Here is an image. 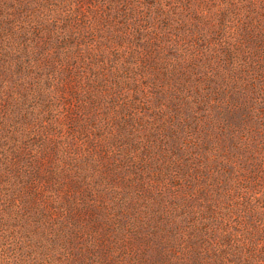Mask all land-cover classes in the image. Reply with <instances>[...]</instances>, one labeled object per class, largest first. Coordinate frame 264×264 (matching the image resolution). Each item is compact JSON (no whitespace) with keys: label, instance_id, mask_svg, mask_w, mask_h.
Instances as JSON below:
<instances>
[{"label":"rangeland","instance_id":"1","mask_svg":"<svg viewBox=\"0 0 264 264\" xmlns=\"http://www.w3.org/2000/svg\"><path fill=\"white\" fill-rule=\"evenodd\" d=\"M102 1L56 0L44 9L52 19L39 13L37 29L74 32L50 47L43 43L46 34L11 41L0 35V230L11 231L0 234L1 259L5 264H264V0L193 2L203 17L218 21L215 34L204 28V20L181 31L176 25L179 32L157 21L161 7L169 12L165 17L181 19L175 17L176 8L189 6L185 0H141L157 6L146 4L136 24L112 13L107 34L103 12L109 7L101 11ZM229 21L248 32L242 44ZM133 27L140 28L134 36ZM172 43L184 48L171 49ZM236 46V57L229 56ZM19 47L26 49L25 56ZM48 49L53 53L46 55ZM139 56L148 63L124 73L133 87L127 98L145 103L141 115L152 120L161 109L173 114L172 101L186 102L181 90L198 96L205 71L227 77L209 99L222 103L214 116L221 111L226 118L210 126L215 136L211 149L203 142L207 133L194 134V139L185 135L175 146V163L157 167L150 159L144 162L149 165L123 163L113 141L111 155L101 149L110 143L100 130L96 107L85 103L96 95L85 92V82L96 74L115 92L127 64ZM161 59L175 68L162 67ZM175 69L187 77L175 76ZM228 135L238 136L237 147ZM6 155L16 163L15 171L34 169L32 177L43 190L34 192L31 205L21 196L9 206L14 195L4 177ZM26 238L35 240L30 254L17 244ZM197 248L205 251L199 260ZM159 252L162 259L155 258Z\"/></svg>","mask_w":264,"mask_h":264},{"label":"trees","instance_id":"2","mask_svg":"<svg viewBox=\"0 0 264 264\" xmlns=\"http://www.w3.org/2000/svg\"><path fill=\"white\" fill-rule=\"evenodd\" d=\"M54 1L56 0H0V35L3 34L8 35V39L9 41H11V39L14 38L23 39V38L31 37L30 39H32L36 37L41 39L46 34L47 37L45 38L44 40L45 42L43 43L46 45L48 44V47H50V45H53L54 42L60 40L61 37L63 39L65 37L71 38L74 32L68 31L70 33L69 34L67 32V28H63L61 31L49 30L45 26H43L42 25L43 22H41L42 27L37 29L39 25L38 23L40 21H38L36 18L39 13L45 15V17H47L48 20L52 19L51 15L49 14L46 15L44 13L45 12L44 9L48 8V6L51 4H54L53 3ZM115 1L117 2L118 5H122L121 9L119 8L117 9V5L115 7L116 4ZM185 1H191L188 2L189 6H187L182 10L180 8L178 9V7L176 8V11L179 14H177L175 17L178 16L181 17V19L178 18L176 20H173L170 17H165L169 14V12L164 13L163 7H161L159 8V12L157 9L158 12L157 15L159 16L157 21H159V23L161 22L162 24H164L166 30L174 28L175 31L179 32V30L181 31L182 29L188 28V23H192L191 25L195 27L196 25L195 21L201 23V20H204V22H202L204 23L203 25L204 28L215 34V31L219 27L218 21L216 20L212 21V18L203 17V15L205 14L203 10L197 7L195 3L193 4V2H198V0H185ZM102 3L105 7L104 8L101 7L102 8L100 9L101 11H106L107 7H109L108 13L103 12L105 14L103 17L108 18L106 24L108 28L104 27V31L107 34L111 29L112 13H115L118 18L127 16L136 24L138 21L141 20V18H139V11L143 10L144 7L147 6L146 4L157 6L155 1L152 3L148 2L145 4L141 0H114L112 3L109 0H103ZM128 18H123V19H125L126 22H129ZM162 19L163 21H161ZM223 21L227 23L226 20ZM173 23L175 24L173 25ZM228 23L230 30L237 34L239 38V42L242 44V42L246 39L248 32H245L246 30L241 28L243 25L241 26L240 23H237L235 21H229ZM176 25H179L181 28L179 30L176 29ZM139 29L140 28L138 27H133L134 30L133 36L136 33L140 32ZM166 30L162 31L164 32L162 33L163 37L167 36L168 34ZM162 35L160 34L158 38L156 37L155 38L159 40L162 37ZM155 38H153L152 40H155ZM178 38L180 41L183 40L180 35L178 36ZM110 40H113V36L110 38ZM157 40L155 41L157 42ZM227 41H229L231 44L234 42V40L231 37L228 38ZM23 43L24 42H22V44ZM181 47L184 48V45L183 46L177 44L175 45L173 43L171 45V49L181 48ZM193 48H195V46H193ZM22 50H26V49H24L23 47H19V51L25 56L26 52H23ZM238 51H240V48H238L237 46L232 51L230 48L229 56L234 55L236 57ZM52 53L53 52L51 51V49H48L46 55L47 54L50 55ZM66 55L69 58L71 53L66 52ZM152 55H154V53L152 52L146 54L147 57ZM206 56L211 57V55H206ZM153 58L155 59L156 56H154ZM207 58L208 57H206L205 59ZM141 59H144L145 63H141ZM184 61H186L185 58ZM211 62L213 63V61ZM21 63L23 64V60ZM147 63H148V59L141 58V56L137 57L134 63H128L127 67L123 71V76L118 78L120 84H116V86L114 87V89L116 90L115 92H110L108 88H112V87H109L108 85H106V83L104 84L103 82L98 81L99 75L93 74V69L89 67L91 72L90 74L93 75L90 76L89 80L87 79V82H85L83 89L84 90L86 89L85 92L88 93L95 91L97 97L96 95H93L94 99H91V97H89V101H86L85 103L92 106L93 110L94 107H96L94 111H96L100 117V124H101L100 130H102L105 140L109 141L108 145L110 143L109 146L107 145L103 146L101 149L104 148V150L111 155V149L108 148H111L113 141L115 142V147L112 146L114 147L113 150L114 151L117 150L116 155L123 156L122 157L123 163L125 161H128L131 164V166H138L141 164H146L144 162L147 159H150L153 161L152 163L156 167L159 166L160 164H163L164 162L175 163V161L172 160L174 158V154H177L175 151L176 148L175 146L179 145V141L181 140V138H185L184 137L185 135L186 138L191 137V139H194L193 138L194 134L201 135L207 133L208 135H206V138L203 139V142L207 147H210L211 149V147L214 145L215 136L212 135V128H210V126L214 125L216 122H219V124H221L220 122L225 123L224 121H226V118L222 117L221 111L216 116H214L215 112L218 110L217 107L220 106L222 103L217 99L214 100H209V99L212 98L213 94H216L217 91L219 92L217 85H219V87L224 85L227 77L221 74L222 71L221 72L217 70L216 71L211 70L207 72L205 71L204 77L202 79H199V82L202 85V87L199 88L196 87L197 89H200V91L197 94L198 96H193V95L187 96L181 90L180 94L184 95V98H186V102L184 101L182 104H178V102L172 101L171 103H173V106H175V109L171 111L173 112V114H170L168 111L161 109V112H159V114L156 115L155 120H152L151 118L146 117V115L144 116L141 115L145 103H143L142 101L140 102L128 101L127 97H129V93L131 92L133 87L128 86L124 77V73H126L127 75L128 71L133 72V70L135 71L136 69L139 71L138 68H140V65H144V64L147 65ZM158 63L161 64L162 67L163 65L170 64V67L173 66L175 68L174 63L173 62L171 63L169 62V60L166 59H161V62ZM254 63L259 69V65L261 64H259L256 61V59H254ZM209 65H211V63ZM133 66L137 68H134ZM70 70L73 69L70 68ZM164 70L168 72V69H164ZM173 71L175 76L179 75V76L187 77L186 73L180 75L176 72V69ZM173 71L170 70V72ZM104 76H106V72H104ZM79 77L82 78L81 75H79ZM79 84H81V82H79ZM124 85L126 86L122 87ZM133 92L137 93L139 91L133 89ZM197 97H200L201 100H199L200 98ZM178 99H182V98H178ZM201 112L203 113V115ZM88 116H90L89 118L92 119L91 117L92 115L89 114L85 115L86 118H88ZM237 118H242V115L241 117H237ZM234 121L240 123L242 122V119H234ZM230 138H233L234 140L233 143H235L237 147L238 143H236V140L238 139V136L228 135L229 141H231ZM199 143L200 141H195L192 144L198 146ZM153 150H155L156 153H154ZM207 153H210V150L205 151L204 154ZM169 156L172 157L169 158ZM8 157H9L8 155L5 156L7 173L4 177L7 178L5 180L6 182H8L9 185L8 188L10 189L9 190L10 193L14 195V197H12L11 199L8 198L10 204L9 206L12 207L15 206V202H17L15 199L21 196H23V201L28 200L30 204L32 198L36 197L34 192H36L37 190H43V188H41L40 184L39 185L37 184V179H33L32 177L33 175L32 171L34 170L33 168H29L28 172H24L22 169L20 170V168L17 171H15L16 163L12 162ZM133 174L135 177L138 176V173L135 171L133 172ZM36 186L38 189L36 188ZM32 189H33V193L31 192ZM200 192L201 194H203V189ZM191 194L194 195L193 193ZM194 201L195 200H191L190 202H194ZM184 202L186 201L184 200ZM187 207L191 209L192 205L189 204V206ZM43 217L53 219V215L47 217L44 213H43ZM148 219H150L149 216L146 217V221L148 223H151L152 221ZM60 232H64V231H57L59 235L61 234ZM10 233L11 231H8L7 229L0 230V234H10ZM185 235L187 234L185 233ZM188 236H190V234H188ZM191 236L194 239V235ZM42 240L44 241L45 239L43 238L39 241L40 249L42 243H44ZM34 241H35L34 239L26 238L23 241L22 240L19 241L17 244L24 245V249H23L24 252L30 254L34 248L33 246ZM186 246H184L183 248L185 249ZM194 252L197 258L196 260H199L202 256H204L205 251H201L197 248L195 249ZM155 258L162 259L163 253L162 252L155 253ZM0 264H5V261L1 259V256H0Z\"/></svg>","mask_w":264,"mask_h":264}]
</instances>
